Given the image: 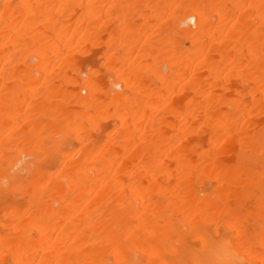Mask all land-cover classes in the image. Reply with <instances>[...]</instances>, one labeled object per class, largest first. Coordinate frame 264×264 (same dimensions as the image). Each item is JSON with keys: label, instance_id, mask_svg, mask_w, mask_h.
<instances>
[{"label": "bare ground", "instance_id": "1", "mask_svg": "<svg viewBox=\"0 0 264 264\" xmlns=\"http://www.w3.org/2000/svg\"><path fill=\"white\" fill-rule=\"evenodd\" d=\"M0 264H264V0H0Z\"/></svg>", "mask_w": 264, "mask_h": 264}]
</instances>
